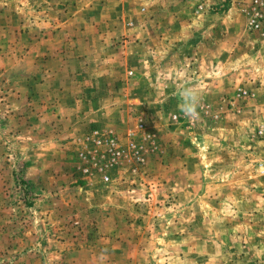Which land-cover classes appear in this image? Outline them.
Wrapping results in <instances>:
<instances>
[{
  "label": "rangeland",
  "instance_id": "obj_1",
  "mask_svg": "<svg viewBox=\"0 0 264 264\" xmlns=\"http://www.w3.org/2000/svg\"><path fill=\"white\" fill-rule=\"evenodd\" d=\"M259 164L244 3L0 0V264H264Z\"/></svg>",
  "mask_w": 264,
  "mask_h": 264
},
{
  "label": "built area",
  "instance_id": "obj_2",
  "mask_svg": "<svg viewBox=\"0 0 264 264\" xmlns=\"http://www.w3.org/2000/svg\"><path fill=\"white\" fill-rule=\"evenodd\" d=\"M247 7V25L251 30H261L264 28V0H239ZM111 148L117 146L114 138L110 140ZM259 171L264 176L263 164H259Z\"/></svg>",
  "mask_w": 264,
  "mask_h": 264
},
{
  "label": "clouds",
  "instance_id": "obj_3",
  "mask_svg": "<svg viewBox=\"0 0 264 264\" xmlns=\"http://www.w3.org/2000/svg\"><path fill=\"white\" fill-rule=\"evenodd\" d=\"M187 116V115H186Z\"/></svg>",
  "mask_w": 264,
  "mask_h": 264
}]
</instances>
